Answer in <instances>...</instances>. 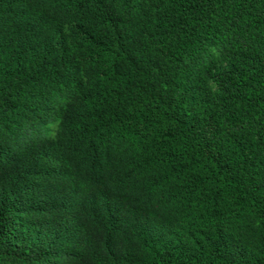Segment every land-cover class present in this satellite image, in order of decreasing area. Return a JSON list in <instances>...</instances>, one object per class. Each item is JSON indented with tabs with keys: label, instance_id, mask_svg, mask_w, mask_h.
<instances>
[{
	"label": "trees",
	"instance_id": "obj_1",
	"mask_svg": "<svg viewBox=\"0 0 264 264\" xmlns=\"http://www.w3.org/2000/svg\"><path fill=\"white\" fill-rule=\"evenodd\" d=\"M0 264H264V0H0Z\"/></svg>",
	"mask_w": 264,
	"mask_h": 264
}]
</instances>
